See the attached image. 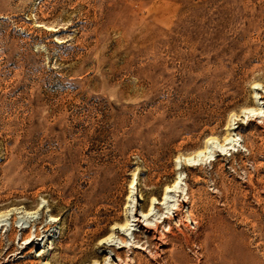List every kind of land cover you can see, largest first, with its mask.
Listing matches in <instances>:
<instances>
[{
	"label": "rangeland",
	"instance_id": "374dc122",
	"mask_svg": "<svg viewBox=\"0 0 264 264\" xmlns=\"http://www.w3.org/2000/svg\"><path fill=\"white\" fill-rule=\"evenodd\" d=\"M0 216V264H264V0H0Z\"/></svg>",
	"mask_w": 264,
	"mask_h": 264
},
{
	"label": "bare ground",
	"instance_id": "6f19581e",
	"mask_svg": "<svg viewBox=\"0 0 264 264\" xmlns=\"http://www.w3.org/2000/svg\"><path fill=\"white\" fill-rule=\"evenodd\" d=\"M255 88V87H254ZM254 92V91H253ZM258 96H260V95H258ZM252 98L255 100L256 98H257V96H256V93H254V95L252 96ZM254 105V104H253ZM250 107V106H249ZM245 108V107H244ZM257 108H259V107H257ZM254 109V108H253ZM245 110V109H244ZM246 110H248V109H246ZM245 110V111H246ZM242 111V110H241ZM253 111H256V109L255 110H253ZM246 113V112H245ZM250 113V112H249ZM254 113V112H253ZM253 113H250V114H252L253 115ZM254 114H256V113H254ZM247 115H249V114H247ZM246 115V116H247ZM257 115H258V113H257ZM256 115V116H257ZM249 117V116H248ZM230 127V126H229ZM229 127H228V129H229ZM229 132V131H228ZM227 132V133H228ZM226 136V135H225ZM227 137V136H226ZM225 137V138H226ZM214 137H207V138H205V140H204V143H203V145H202V148H199V149H197V150H195L193 153H191L190 155H188L187 157H184V158H189L191 155L194 157V158H196V159H198V161L197 162H195V163H190L191 165L192 164H197V163H200V161H203L202 159H204V157L205 156H209V154H210V152H211V143H210V140H212ZM224 138V137H223ZM217 151V150H216ZM213 152H215V151H213ZM219 151H217V153H218ZM216 153V152H215ZM219 153H221V152H219ZM183 156V155H182ZM186 156V155H185ZM179 158H181V157H179ZM193 158V159H194ZM205 161V160H204ZM201 165H202V163H201ZM200 166V165H199ZM178 178L179 177H176L175 178V180H174V184H172V185H166L165 186V190L161 193V202L160 201H158L156 204H155V201L154 200H151V202H150V204H149V208H148V211H147V215H149V217L147 218V220H149L145 225H143L142 224V222L138 219V217H137V219H136V217L134 218V217H129V215L128 214H125V216H124V219L122 220V223L120 224H116V225H114L113 227H112V229L113 228H115V227H124V229H125V231H126V229H127V226H129V224H130V219H133L134 218V220L135 221H137V225H139V224H141V227H142V225H143V230H144V232L146 233V234H149L150 233V231H155V230H157L159 227H160V225H163V223L164 222H166L167 223V226H168V231H169V229L171 228V224H170V220L172 219V216L171 215H168V212H169V210H172L173 211V213H172V215H178L179 214V212H180V210H181V208H182V206H183V204H184V202L186 201L185 200V196L187 195V192H185L184 194H183V191L182 192H177L178 193V198L176 199V201H175V203L176 204H171L169 207H163V202L164 201H166V196H167V194H168V191H170L169 190V188L170 187H174L175 185H176V183H177V181H178ZM169 186V187H168ZM172 187V188H173ZM176 187V186H175ZM174 187V188H175ZM192 189V188H191ZM190 192V191H189ZM189 195H190V193H189ZM163 196V197H162ZM188 196V195H187ZM131 197V196H130ZM182 197V198H181ZM185 197V198H184ZM188 198V197H187ZM191 201V200H190ZM129 202H130V200H129ZM128 202V203H129ZM146 203V202H145ZM144 207L143 208H145L146 207V205H143ZM155 206H158V210L160 211V213H159V215H154V214H151V210H153L152 209V207H155ZM129 207V206H128ZM157 208V207H156ZM166 210H165V209ZM14 209V208H13ZM155 209V208H154ZM127 210V209H126ZM17 211V210H16ZM9 212H11V211H9ZM19 212V211H18ZM126 212V211H125ZM189 212V211H188ZM127 213V212H126ZM4 214V213H3ZM17 214V213H16ZM27 214V213H26ZM29 214V213H28ZM190 214V213H189ZM188 214V215H189ZM191 215V214H190ZM1 216H2V214H1ZM0 216V217H1ZM4 216V215H3ZM11 216H13L12 217V221H13V224L12 225H14V222L17 220L16 219V216H15V212H11ZM184 217H185V215H183ZM188 217V216H187ZM162 219V220H161ZM186 220V219H185ZM29 221H31V219L29 220ZM173 221V220H172ZM38 222V221H37ZM119 222H121V221H119ZM33 223V222H32ZM39 223V222H38ZM116 223V222H115ZM32 225V224H31ZM50 225H51V223L49 222V223H46L45 224V229L43 230V231H47L48 230V228L50 227ZM132 226V225H131ZM13 229V228H12ZM15 229V228H14ZM111 229V230H112ZM115 230V229H114ZM120 230V229H119ZM113 231V230H112ZM170 232V231H169ZM110 233H112L111 231H110ZM114 233V232H113ZM122 233V232H121ZM40 235V231H37L36 232V234H35V236H34V238L35 239H38V236ZM151 236L153 237V235L151 234ZM14 237V236H13ZM137 237H139L138 235H137ZM34 238L33 239H31V235H28V236H26V238H24V240L25 239H27V241L29 240V239H31V240H29L28 242H27V244L28 245H34ZM121 239V241H122V243H124V245L122 246V247H125L126 246V240L124 239V238H120ZM152 239V238H151ZM103 244L105 243V241H103L102 242ZM105 244H107V245H112V244H108V243H105ZM104 244V245H105ZM103 245V246H104ZM106 245V246H107ZM121 247V246H120ZM26 248V247H25ZM65 255V254H64ZM64 255H63V257H64ZM117 255V257L119 258L120 257V254L119 253H117L116 254ZM62 257V258H63ZM66 258V257H65ZM64 258V259H65ZM69 258V257H68ZM57 259V258H56ZM42 260V259H41ZM54 260V259H53ZM63 260V259H62ZM69 260V259H68ZM75 260H76V258H75ZM49 261V260H48ZM47 261V263H49ZM66 261V260H65ZM55 262V261H54ZM71 262H73V261H71ZM36 263H38V262H36ZM40 263V262H39ZM56 263V262H55Z\"/></svg>",
	"mask_w": 264,
	"mask_h": 264
}]
</instances>
